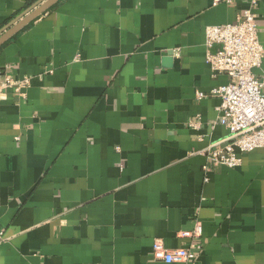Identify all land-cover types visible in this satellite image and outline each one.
Wrapping results in <instances>:
<instances>
[{
  "label": "crops",
  "instance_id": "1",
  "mask_svg": "<svg viewBox=\"0 0 264 264\" xmlns=\"http://www.w3.org/2000/svg\"><path fill=\"white\" fill-rule=\"evenodd\" d=\"M36 1L0 0V30ZM250 1L59 0L0 45V264H186L153 243L197 223L194 264H264V147L203 169L229 136L205 28Z\"/></svg>",
  "mask_w": 264,
  "mask_h": 264
},
{
  "label": "built area",
  "instance_id": "2",
  "mask_svg": "<svg viewBox=\"0 0 264 264\" xmlns=\"http://www.w3.org/2000/svg\"><path fill=\"white\" fill-rule=\"evenodd\" d=\"M223 0H214L218 3ZM230 2L231 0H225ZM259 0H251L236 21L205 28L206 62L213 75L226 74L229 82L214 87L209 95L217 96L222 103L219 123L229 130V136L211 143L205 149V172L215 167L236 168L242 164L241 154L264 147V74L256 70L264 63V47L259 38L256 9ZM219 45L216 51L212 48ZM4 84L14 86L23 98L31 84L30 77L20 80L5 78ZM208 94L199 92V98ZM200 120L190 122L197 127ZM202 225L197 223L181 236L189 239L188 245L169 249L160 238L154 240L153 257L166 263L194 264L202 248Z\"/></svg>",
  "mask_w": 264,
  "mask_h": 264
},
{
  "label": "water",
  "instance_id": "3",
  "mask_svg": "<svg viewBox=\"0 0 264 264\" xmlns=\"http://www.w3.org/2000/svg\"><path fill=\"white\" fill-rule=\"evenodd\" d=\"M59 0H38L23 14L14 19L6 27L0 30V45L20 31L22 28L36 20ZM173 51H168L163 58L166 67L173 66Z\"/></svg>",
  "mask_w": 264,
  "mask_h": 264
}]
</instances>
